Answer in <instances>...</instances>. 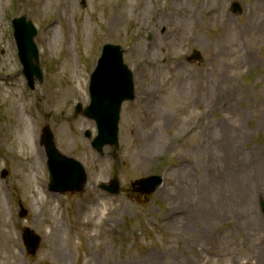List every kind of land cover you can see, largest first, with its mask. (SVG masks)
<instances>
[{
    "label": "rangeland",
    "instance_id": "1",
    "mask_svg": "<svg viewBox=\"0 0 264 264\" xmlns=\"http://www.w3.org/2000/svg\"><path fill=\"white\" fill-rule=\"evenodd\" d=\"M263 7L0 0V264H264ZM21 16L38 28L44 78L34 89L14 37ZM107 43L124 48L136 98L123 105L119 149L102 155L97 125L77 105L90 103ZM47 126L85 165L81 192L49 190ZM234 174L237 197L218 185ZM156 175L165 182L152 194L133 186ZM114 178L117 195L100 188Z\"/></svg>",
    "mask_w": 264,
    "mask_h": 264
},
{
    "label": "water",
    "instance_id": "2",
    "mask_svg": "<svg viewBox=\"0 0 264 264\" xmlns=\"http://www.w3.org/2000/svg\"><path fill=\"white\" fill-rule=\"evenodd\" d=\"M16 37L20 48V57L25 65V72L30 84H34V74L42 76L38 65L32 63L33 58L38 60V51L34 42L36 30L25 17L15 21ZM92 102L85 114L95 119L98 124L99 135L93 145L102 151L106 144L118 145V123L121 105L126 99L134 98L133 76L123 61V51L120 46L106 45L99 65L92 75L91 81ZM81 105L78 106V109ZM50 157L51 188L65 192L69 189L81 190L86 181V173L82 165L60 154L52 142V134L48 131L45 139ZM161 182L160 177H150L136 182L137 190L150 193ZM120 183L114 180L109 191L118 193ZM30 251L38 247L39 238L30 233L28 242Z\"/></svg>",
    "mask_w": 264,
    "mask_h": 264
},
{
    "label": "bare ground",
    "instance_id": "3",
    "mask_svg": "<svg viewBox=\"0 0 264 264\" xmlns=\"http://www.w3.org/2000/svg\"><path fill=\"white\" fill-rule=\"evenodd\" d=\"M263 2H264V0H263ZM65 5L66 6H64V9H62V11H63L64 14H67L68 5L67 4H65ZM177 9H178V7L174 4L172 6V13L173 14L176 13ZM262 10H264V7H263ZM193 12H195L194 9H193ZM241 184L242 183L238 180L236 174H234V176L227 175L225 178H223L222 180L218 181L219 189L224 190V189L227 188L228 189L227 192H229V194H232V191H231V189H232L234 191L233 194H234L235 197H237V195H238V191H237L238 187H237V185L240 186ZM184 200L188 201V200H192V198H191V196H189L186 193V195L184 196Z\"/></svg>",
    "mask_w": 264,
    "mask_h": 264
}]
</instances>
